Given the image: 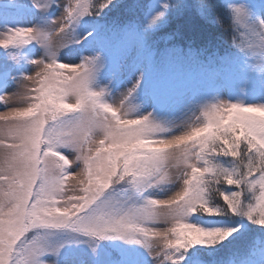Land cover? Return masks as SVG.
Returning <instances> with one entry per match:
<instances>
[{"label":"snow or ice","instance_id":"1","mask_svg":"<svg viewBox=\"0 0 264 264\" xmlns=\"http://www.w3.org/2000/svg\"><path fill=\"white\" fill-rule=\"evenodd\" d=\"M0 109V264H264L261 0H2Z\"/></svg>","mask_w":264,"mask_h":264},{"label":"rangeland","instance_id":"2","mask_svg":"<svg viewBox=\"0 0 264 264\" xmlns=\"http://www.w3.org/2000/svg\"><path fill=\"white\" fill-rule=\"evenodd\" d=\"M22 56H23L24 58H26V57L28 56V53L25 52V53L22 54ZM0 110H2V109H0ZM173 171H174V170H173Z\"/></svg>","mask_w":264,"mask_h":264}]
</instances>
